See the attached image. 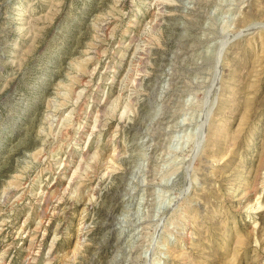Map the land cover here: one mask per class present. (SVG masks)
Listing matches in <instances>:
<instances>
[{
  "label": "rangeland",
  "instance_id": "1",
  "mask_svg": "<svg viewBox=\"0 0 264 264\" xmlns=\"http://www.w3.org/2000/svg\"><path fill=\"white\" fill-rule=\"evenodd\" d=\"M0 264H264V0H0Z\"/></svg>",
  "mask_w": 264,
  "mask_h": 264
},
{
  "label": "bare ground",
  "instance_id": "2",
  "mask_svg": "<svg viewBox=\"0 0 264 264\" xmlns=\"http://www.w3.org/2000/svg\"><path fill=\"white\" fill-rule=\"evenodd\" d=\"M227 43V42H226Z\"/></svg>",
  "mask_w": 264,
  "mask_h": 264
}]
</instances>
